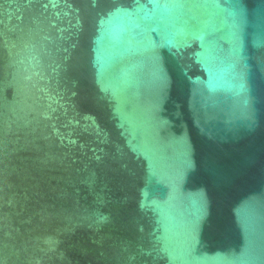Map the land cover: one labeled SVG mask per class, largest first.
Here are the masks:
<instances>
[{"label":"water","instance_id":"water-1","mask_svg":"<svg viewBox=\"0 0 264 264\" xmlns=\"http://www.w3.org/2000/svg\"><path fill=\"white\" fill-rule=\"evenodd\" d=\"M0 264H264V0H0Z\"/></svg>","mask_w":264,"mask_h":264}]
</instances>
